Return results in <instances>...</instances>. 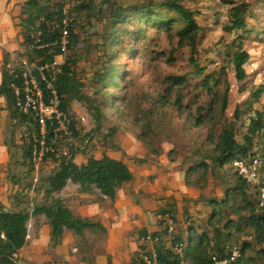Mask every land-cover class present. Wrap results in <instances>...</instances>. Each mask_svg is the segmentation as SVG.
<instances>
[{
	"label": "trees",
	"instance_id": "1",
	"mask_svg": "<svg viewBox=\"0 0 264 264\" xmlns=\"http://www.w3.org/2000/svg\"><path fill=\"white\" fill-rule=\"evenodd\" d=\"M221 3L228 7L225 28L235 36L231 44L235 50H229L221 58L226 64L223 74L229 69L233 79L240 83L246 79L244 67L250 59L241 42L249 32L254 33L260 28L259 24H264V0H256L257 8L243 0H221ZM14 19L21 42L20 52H16L13 58L25 61L31 67V75L38 77V68L53 64L58 57L64 58L52 85L59 112L70 120L69 140L73 139V142L68 147L64 141L60 145L67 149V155L60 154V148L56 147L57 158L51 154L46 156L52 160V170L43 187L48 197L59 194L70 183L81 195L98 192L112 201L116 192L132 181L133 175L126 164L105 155L98 160L89 157L80 166L74 164V159L78 154H85L87 144L100 135L104 109H114L122 119L128 118V113L132 112L133 105H125L129 97L128 70L119 61L124 57L131 59L134 55L151 53L146 27L157 31L155 34L172 37L177 44L172 51L179 47L190 49V71L166 78V87L178 86L183 91L189 85L188 80L192 79L195 88L208 95H215L220 88L217 78L207 74L199 64L200 54L195 50L201 31L199 14L186 8L184 0H24ZM95 24L100 30L88 33ZM258 33L264 36V25ZM80 51L94 59L88 66L89 90L92 91L89 99L82 94L84 84L77 59ZM13 58L7 53L2 54L0 99L10 124L4 144L16 148L21 155L18 165L31 174L34 172L32 146H37L40 141L38 121H31L17 111V98L23 100L24 96L21 82L24 70L18 63L14 65ZM15 89L20 92L18 97ZM221 92L214 99L215 106L207 109L191 107L198 101L190 100L183 104L182 98L178 97L170 102L168 113L152 105L139 120L133 114V125H138L136 139L154 154L160 143H169L172 150L168 158L173 163L179 160L183 166L188 165L184 171V187L196 194V198L190 201L193 205L184 211L182 224L176 218L178 209L166 199L162 204L165 207L156 213L161 217L173 216L176 224L173 241L166 235L161 222H157L156 232L139 231L138 250L150 261L149 249L140 243L146 236L158 240L153 248L159 264H179L181 261L185 264H212L213 258H226L234 250L238 251L239 264H264V210L258 206V190L264 187V155L259 150L264 146V107L253 113L245 135L237 140L236 123L240 113L235 110L229 120L225 118L229 90L224 86ZM84 101L89 103L94 127L81 135L73 129L75 122L71 123L70 114L72 103ZM166 103L167 96L159 94L155 104ZM174 110L180 119L172 118ZM177 120L181 122L177 124ZM46 128L45 146L53 148L48 124ZM18 130L26 138L15 145ZM113 136L111 129L102 136V145L110 144ZM180 146L186 152L182 158L176 151ZM253 159L259 163L258 182L248 185L237 177L234 163L251 162ZM195 206L199 208L196 211L193 209ZM37 216L45 218L50 248L59 245L66 231L76 237L86 230L103 232L97 224L74 216L60 200H54L51 206L35 207L29 213H7L0 207V234L6 238L5 241L0 239V264H15L26 243L27 224ZM168 242L180 243L183 246L181 254L174 253L170 245L166 247ZM138 250L130 264H144Z\"/></svg>",
	"mask_w": 264,
	"mask_h": 264
},
{
	"label": "rangeland",
	"instance_id": "2",
	"mask_svg": "<svg viewBox=\"0 0 264 264\" xmlns=\"http://www.w3.org/2000/svg\"><path fill=\"white\" fill-rule=\"evenodd\" d=\"M18 1L20 3L17 2V6L20 8L24 0ZM100 1L97 0V2ZM243 1L250 4L251 7L257 8L255 5L256 0ZM184 6L199 14L198 22L201 31L196 39L195 50H198L200 54L199 64L202 69L205 68L207 74H213L220 83V88L215 91L216 94L208 95L201 89L195 88V81L192 79L188 80L189 85L183 91H180L178 86L166 87V78L181 76L190 71L191 52L189 48L180 47L172 51L177 46L172 37L163 33L155 34L157 31H152L149 27H146V38L151 53L134 55L131 59L124 57L119 61L128 70L129 97L125 105L128 106L131 103L133 105L132 112L128 113V118L122 119L114 109H104L105 119L100 135L94 137L91 144H87L85 154H78L74 159V164L80 166L84 165L89 157L98 160L102 155H105L110 159L126 164L133 175V179L127 185H123L120 196L134 200L133 196L130 195L132 191L138 194L136 190H140L139 187L157 193L161 191L158 197L173 203L175 208L178 209L176 218L180 224H182L185 217L186 207H191L193 204L190 201L196 198V194L184 187V171L188 168V165L183 166L179 160L177 163L170 161L168 155L172 150V146L165 141L160 143L154 150L156 154L140 143L136 139L138 125H133V114L139 120L143 118V112L145 113L147 109L152 108V105L159 107L162 112L168 113L171 107L170 102L178 97L182 98L183 104L190 100L198 101V103L192 104L191 107L200 106L207 109L209 106H215L214 99H217V96L222 93V88L226 86L229 93L225 118L229 120L235 110L239 111L240 117L236 123V138L241 140V137L245 135L249 118L253 117L255 111H259L264 107V36L258 33V30L264 24H259L260 28L254 33L249 32L241 42L242 49L249 54L250 59L244 67L246 79L238 83L233 79L231 71L229 69L225 70L226 64L221 60L229 50H235L234 47H231L235 36L225 28L228 7L224 6L221 0H184ZM18 11L19 9H17ZM16 29L20 43L19 28L16 27ZM97 30L100 29L95 24L88 33H95ZM80 37L82 38V36ZM16 52H20V49ZM136 52L139 51L136 50ZM15 53L10 57L13 58ZM77 59L83 77L81 79L84 84L82 94L85 99L92 98V91L89 90L88 66L93 63L94 59L92 56H85L81 51L78 52ZM55 61L59 64L62 59L57 58ZM13 63L17 65V63L20 64V61L13 58ZM144 65L146 67H141ZM223 67H225V74H223ZM131 81H133L132 85H130ZM159 94L167 96L165 105L155 104ZM248 104H250L249 107ZM89 109V103L85 101L74 102L71 105V123L75 122L73 129L81 135L89 133L94 127ZM3 118L6 119V116L3 111V102L0 99V207L7 209L4 206L7 203L11 212L20 210L29 213L33 208V204L35 206V197L39 189L44 187V180L52 170V165L43 163L38 166V169H34V172L27 174L25 168L18 165L20 160L16 148H10L3 142V139L5 140V130L1 126ZM172 118L180 119L176 115V110L172 113ZM180 122V120H177V124ZM111 129L114 131L111 143L102 145V136L108 134ZM19 131L15 136V145L21 143L22 132ZM72 142L73 139L70 143H66V147ZM259 150H262L264 155V146H261ZM176 151L179 158L186 154L182 146ZM76 194L81 195L78 192ZM149 196L152 202L157 203V205L155 204L156 213L159 209L165 207L162 205L165 204L163 200H157L155 197H151V194ZM141 197L148 200V197L142 195ZM63 205L66 204L63 203ZM193 209L196 211L197 207L195 206ZM155 211L152 214L156 220L154 225L157 224V216H159V214H155ZM149 228L150 225L146 229ZM79 238L76 237L75 240L78 239L79 241ZM76 245L73 248H76Z\"/></svg>",
	"mask_w": 264,
	"mask_h": 264
},
{
	"label": "crops",
	"instance_id": "3",
	"mask_svg": "<svg viewBox=\"0 0 264 264\" xmlns=\"http://www.w3.org/2000/svg\"><path fill=\"white\" fill-rule=\"evenodd\" d=\"M17 2L19 1L0 0V81L2 54L7 53L11 56L20 49L15 27L17 21L14 19L19 9ZM1 126L4 127L5 136L10 126L7 118L1 120ZM16 153L21 162L20 153L18 151ZM122 187L112 201L98 192H93L91 196L90 194L78 196L77 187L70 183L59 194L50 197L46 195L43 187L40 188L33 208L51 206L54 200H60L74 216L97 224L103 232L86 230L79 236L80 238L78 237V241L75 240V235L66 231L61 243L50 249L49 228L45 218L43 216L31 218L27 226L28 239L20 250L15 264H130L138 250L139 231L143 229L152 233L158 229L157 225H154L156 220L152 215L157 203L152 202L149 195L157 200L163 198L158 197L161 191L157 193L141 187L140 190H136L138 194L132 191L130 196H133L134 200L122 198L120 196ZM141 195L148 197V200H144ZM4 206L7 209L3 207L2 211L10 213L8 204L5 203ZM148 225L150 228L146 229ZM75 245L76 248H73Z\"/></svg>",
	"mask_w": 264,
	"mask_h": 264
},
{
	"label": "built area",
	"instance_id": "4",
	"mask_svg": "<svg viewBox=\"0 0 264 264\" xmlns=\"http://www.w3.org/2000/svg\"><path fill=\"white\" fill-rule=\"evenodd\" d=\"M62 39L64 41L65 39ZM62 59L61 63L45 65L38 68V77H35L30 74L31 67L26 64L25 61L19 60V68L24 70L21 74V82L23 85V100L17 98L16 108L17 111L24 116H27L31 121H38V131L40 135V141L38 145L33 144L32 154H31V163L34 166V169H38V166L44 162L52 165V160L50 157H46L49 154L57 158L56 153H60L63 156L67 155V149L60 147L61 143H70L69 140L70 133L68 132L70 120L61 112H59V102L55 97V92L53 89L52 82L54 81L57 74L60 73V67L64 62L63 57H58ZM57 59V58H56ZM55 59V60H56ZM45 85V86H43ZM42 86L44 88H42ZM18 90L15 89V94L19 96ZM48 95L50 98H48ZM46 98V100H45ZM49 126L51 129V145L53 148H48L45 146L44 137L47 133L46 126ZM25 135H22L20 139H25ZM59 147L60 149H56ZM58 152H57V151ZM258 169L259 163L257 159H253L251 162L246 161H237L234 163V170L238 178L245 181L248 185H255L258 182ZM258 206L264 210V187L258 190ZM157 222H161L162 227L166 231V235L169 239L173 241V236L176 234V224L173 220L171 214L161 217L157 216ZM0 239L5 241L4 234H0ZM28 239V233L26 236ZM143 247H147L151 254V261L142 255V251L138 250L139 257L143 258L144 264H159L156 261V252L153 248V244H157V239H151L149 236L142 238L140 240ZM171 246V249L174 253L180 255L183 249V246L180 243L168 242L166 247ZM147 252V251H146ZM143 256V257H142ZM239 254L238 251H232L229 256L226 258H213L212 264H239L238 262ZM179 264H185L184 262H179Z\"/></svg>",
	"mask_w": 264,
	"mask_h": 264
}]
</instances>
